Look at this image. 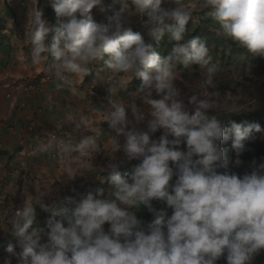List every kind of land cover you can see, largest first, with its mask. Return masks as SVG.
I'll list each match as a JSON object with an SVG mask.
<instances>
[{
  "label": "clouds",
  "instance_id": "1",
  "mask_svg": "<svg viewBox=\"0 0 264 264\" xmlns=\"http://www.w3.org/2000/svg\"><path fill=\"white\" fill-rule=\"evenodd\" d=\"M47 3L54 10L55 25L45 19L39 0H30L28 31L21 43L30 50L25 67L40 66L39 83L54 80L57 90L68 87L75 96L81 92L76 78L81 85L90 66L103 60L105 71L98 83L106 85L108 95L93 82L85 94L90 102L103 105L102 121L124 142L110 137L111 145L105 148L100 126L86 130L88 114L72 111L65 113L71 125L65 135L55 130L46 138L35 135L41 152L60 158L106 153L110 159L99 180L110 188L107 195L96 188L78 199L65 196L46 202L50 188L34 202L23 201L5 218L16 243L7 245L3 264H216L222 257L226 264H252L264 251V158L253 160V170L242 176L230 173L229 167L241 165L244 142L261 128L235 121L225 125L214 82L219 66L204 41L185 38L192 11L177 0H112L109 9L119 5L118 10L106 23H98L91 11L103 10V0ZM169 3L175 7L162 6ZM201 7L219 25L218 34L264 57V0H202ZM134 18L144 20L147 40L133 32ZM8 29L13 30L11 24ZM165 33L176 43L160 55L156 46ZM190 64L204 70L203 90L194 88L187 95L174 81L178 66ZM47 75L51 79L42 82ZM134 79L141 84L126 104L119 93ZM0 83L22 87L14 78ZM91 86L99 88L97 98L89 97ZM236 113L232 105L223 118ZM157 132L161 135L153 139ZM75 136L79 139L74 143ZM229 140L237 157L232 161L222 147ZM117 152H122L120 158ZM134 160L139 163L122 177L120 169ZM79 167L84 173L72 174L69 180L90 173V165ZM153 201L163 202L172 214L154 209ZM141 206L154 217L147 229L139 220L143 210L138 218L132 211ZM37 207L50 213L46 232L32 227Z\"/></svg>",
  "mask_w": 264,
  "mask_h": 264
},
{
  "label": "rangeland",
  "instance_id": "2",
  "mask_svg": "<svg viewBox=\"0 0 264 264\" xmlns=\"http://www.w3.org/2000/svg\"><path fill=\"white\" fill-rule=\"evenodd\" d=\"M4 2L9 5L11 9H15L17 13L16 18H18L17 24L15 23V29L18 31L25 30L27 22V12L30 6V0H0V13L4 16ZM46 0H39L38 7L43 9ZM112 0H103V10L101 7L93 8L91 15L93 19L98 23H106L107 17L112 14V11L118 10L119 5H116L114 9H109ZM177 3L182 4L188 10L192 11L193 18L189 22L190 28H200V30L211 35L214 38L221 40L222 49L215 55V46L212 42L205 41V45L210 47V55L213 57V61L218 64L219 70L215 76V84L221 93L222 103L224 105L221 108L219 114H225L232 105H236L237 113H246L255 109L258 105H264V78H259L253 74V70L256 68L260 59L264 60V57L253 56L248 53L245 49L237 46L242 50L240 52L234 53L232 51V46H230L229 38H225L218 34L217 29L219 25L213 20L208 24L204 23L206 18H212L208 13L209 10L203 9L201 7L202 0H177ZM163 7H175V4H164ZM13 11V10H12ZM12 28L14 23L11 24ZM21 26V27H20ZM20 27V29H18ZM131 27L137 28L142 35V37L147 40V28L144 24V20L140 18H134V22ZM27 28V27H26ZM228 40V41H227ZM233 42V41H232ZM236 44V43H235ZM237 50V49H234ZM224 53V54H223ZM103 60L95 62L90 66L91 72L85 77V80L89 83L97 84L102 92L107 93L106 85H101L98 83V78L100 75L104 74V63ZM178 78L174 81L176 86L181 89L182 93L191 95V90L196 89L202 91V81L204 79V70L199 67V65L191 64L187 68L183 66H178L177 68ZM92 76V77H90ZM92 83V82H91ZM131 83L127 86L125 90L119 93V96L124 99L127 104L132 99V94H128V90ZM108 95V93H107ZM153 98H158L154 97ZM106 103V100L104 101ZM139 104V101H137ZM141 125L140 127H143ZM100 128L104 133L103 136L99 138L100 143L105 148L111 145L110 137H115L118 141L123 144L124 137L121 135L116 136V133L109 128L107 122L100 123ZM161 132H157L152 138L158 139ZM111 153L109 152V155ZM73 155H76L75 153ZM117 158L122 156V152H117L114 154ZM110 157L106 153H100L96 157L81 158L79 155L69 158L68 164L66 166H58L57 174L49 180H40L32 187L24 178L23 170L17 166H9V161L6 160L4 164H0V264H3L4 259L8 256L5 251L9 243L15 244V237L10 226L6 228L5 218L14 209L19 207L23 201H33L34 197L40 193L47 191L48 189H53L52 194L46 197V202H50L53 199H63L65 196H71L79 198L80 195L92 191L96 188H102L105 190V195H107L110 185L105 183H100L99 179H102L101 168L105 167L108 163ZM70 162V163H69ZM139 161H131L124 167L120 169L121 173L129 172L131 167ZM81 164H88L90 168L83 176H76L70 179L72 174H83L85 169L80 168ZM143 206L138 210L136 216H138L142 210ZM36 218L32 225L33 228L40 229L44 232L47 231V221L50 218V213L43 212L36 208ZM134 212V211H133ZM105 231L108 230L109 225H104ZM42 242H44L42 240ZM19 250V249H17ZM13 264H16L13 260Z\"/></svg>",
  "mask_w": 264,
  "mask_h": 264
},
{
  "label": "crops",
  "instance_id": "3",
  "mask_svg": "<svg viewBox=\"0 0 264 264\" xmlns=\"http://www.w3.org/2000/svg\"><path fill=\"white\" fill-rule=\"evenodd\" d=\"M12 10L17 15L18 12ZM15 26L5 46L0 47V81L14 78L22 87L5 88L0 83V164L8 160L9 166L18 165L24 178L34 187L38 179H52L57 174V167L66 166L69 161V158H60L54 152H41L35 135L46 138L47 133L53 130L60 135L71 131V125L65 118L68 111L88 114L86 130L100 126L103 105H96L86 97L85 90L94 80L88 83L84 78L79 85L76 78L81 92L75 96L68 87L57 90L54 80L39 83L42 68L25 67L30 50L21 43L28 28L18 31ZM78 139V136L73 137V142ZM133 211L136 215L138 210Z\"/></svg>",
  "mask_w": 264,
  "mask_h": 264
},
{
  "label": "trees",
  "instance_id": "4",
  "mask_svg": "<svg viewBox=\"0 0 264 264\" xmlns=\"http://www.w3.org/2000/svg\"><path fill=\"white\" fill-rule=\"evenodd\" d=\"M4 16L0 13V47L5 46L8 37H9V29L8 25L12 23H16V14L14 11H12L11 7L4 2ZM44 17L45 19L50 23L55 25L56 24V16L54 13V10L52 6H50L47 3V0L44 5ZM213 21L212 18H206L204 20L205 24L210 23ZM187 31L185 33L186 39H191L193 37H199L202 41H207V44L210 42L213 43L215 46L214 53L215 55L219 50L222 49L221 40L218 38H214L209 34H206V28L204 31L200 30V28H190V24L187 26ZM133 32H139L137 28L132 27ZM148 39V37H147ZM228 41V40H227ZM230 46H232V51L234 53L242 51L237 44H235L232 41H229ZM175 41H168V34L165 33L164 37L160 41V43L156 46V51L160 55H166L171 48L175 45ZM208 47V45H206ZM210 48V47H209ZM237 49V50H234ZM224 54V53H223ZM241 55V52L239 53ZM107 57H105L106 59ZM49 61H51V57L49 58ZM191 65V64H190ZM253 74L259 78H264V60L260 59L259 63L257 64L256 68L253 70ZM141 84L140 79H134L131 82V85L129 86L127 93L131 94L136 92V90L139 88ZM221 118L224 120V123L226 126L230 127V121H235L236 123H255L259 124L261 131L260 132H253L248 140H246L245 143V151L239 156V159L242 161L241 165L239 167H233L230 163L229 171L235 172L237 175L242 176L245 173H250L253 169L249 167L251 162L253 160H256L257 163L261 161L262 158H264V105H258L255 109L246 112V113H238V114H232L228 116L227 118H223L224 114H220ZM171 138V137H170ZM227 151V155L230 158V161L235 160L236 154L235 150L232 148L231 140L226 142L222 145ZM181 150H184L185 146L182 144L180 146ZM223 171V170H219ZM127 173V172H126ZM126 173H121L122 177L126 175ZM175 180V177H173V182ZM152 207L156 210L165 209L167 211V214L170 216L172 214V210L167 208L166 205L163 202L160 201H153ZM153 215L151 212L148 211L147 208H143V212L140 215L139 220L141 221V227L144 229H147L148 224L151 223L153 220ZM216 264H226V260L222 257L219 259ZM252 264H264V251H261L252 261Z\"/></svg>",
  "mask_w": 264,
  "mask_h": 264
},
{
  "label": "built area",
  "instance_id": "5",
  "mask_svg": "<svg viewBox=\"0 0 264 264\" xmlns=\"http://www.w3.org/2000/svg\"><path fill=\"white\" fill-rule=\"evenodd\" d=\"M51 75H47V76H44L42 78V82H46L47 80L51 79ZM6 87H9V84L6 83ZM89 91H91V93H94V94H89ZM98 91H99V88L97 86H91L88 90V95L89 97L91 98H97V95H98ZM40 140V139H39Z\"/></svg>",
  "mask_w": 264,
  "mask_h": 264
}]
</instances>
